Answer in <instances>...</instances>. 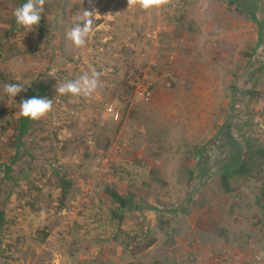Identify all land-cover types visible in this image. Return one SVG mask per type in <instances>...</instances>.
<instances>
[{
    "label": "rangeland",
    "instance_id": "obj_1",
    "mask_svg": "<svg viewBox=\"0 0 264 264\" xmlns=\"http://www.w3.org/2000/svg\"><path fill=\"white\" fill-rule=\"evenodd\" d=\"M22 3L0 0V264H216L223 251L226 264H264L261 182H222L246 139L264 147V38L255 51L239 2L45 0L29 33L13 15ZM85 10L97 23L77 48L66 31ZM93 69L91 96L57 94ZM39 76L53 80V110L20 137L22 92L4 86ZM106 187L159 211L118 225Z\"/></svg>",
    "mask_w": 264,
    "mask_h": 264
},
{
    "label": "trees",
    "instance_id": "obj_2",
    "mask_svg": "<svg viewBox=\"0 0 264 264\" xmlns=\"http://www.w3.org/2000/svg\"><path fill=\"white\" fill-rule=\"evenodd\" d=\"M23 3L26 0H22ZM235 2V0H230V3ZM239 6H241L246 12L247 16L250 17L253 22L258 27L259 40L256 46L253 48L255 51L263 43L264 38V0H237ZM263 13V18L261 19L259 13ZM28 87L26 92H22L21 101L32 96H43L52 99V85L53 80L46 76H39L35 78L31 83H25ZM20 101V102H21ZM35 129V120H31L20 115L18 120V135L23 137L25 135L31 134ZM234 146V145H233ZM245 151L236 155L233 159L229 160L228 166L224 169L222 173V182L226 191L232 190V185L230 177L234 174L240 176H252L257 181L261 182L260 195L257 198V202L262 204L264 202V147L261 145H256L253 140L246 139L245 141ZM206 147H204L205 151ZM202 167L203 164H202ZM11 166L7 165L6 173L10 171ZM65 185L66 183L63 182ZM106 193L111 197L113 201V207H111V214L115 220L122 224L131 210L137 209L144 211L150 209L152 211H159L157 205L148 204L145 199H140V201L134 205L133 197L134 194H121L114 188L106 187ZM3 214L0 213V232L2 230V219ZM126 264H136L134 261H130Z\"/></svg>",
    "mask_w": 264,
    "mask_h": 264
},
{
    "label": "clouds",
    "instance_id": "obj_3",
    "mask_svg": "<svg viewBox=\"0 0 264 264\" xmlns=\"http://www.w3.org/2000/svg\"><path fill=\"white\" fill-rule=\"evenodd\" d=\"M92 3V0H89ZM162 0H132V6L137 4L144 10L159 6ZM45 0H26L19 7L14 9L13 15L16 24L26 32H32L40 24L45 13ZM97 23L95 10H85L83 15L78 17L70 30L66 31V39L70 40L77 48L85 47L89 42L94 25ZM102 72L95 69L91 74L85 73L75 80L63 82L55 90L59 95H82L91 96L100 87V76ZM28 87L23 83H11L4 86V92L10 99H15L21 92H26ZM20 113L31 120H40L53 110V99L43 96H32L23 99L20 103Z\"/></svg>",
    "mask_w": 264,
    "mask_h": 264
},
{
    "label": "built area",
    "instance_id": "obj_4",
    "mask_svg": "<svg viewBox=\"0 0 264 264\" xmlns=\"http://www.w3.org/2000/svg\"><path fill=\"white\" fill-rule=\"evenodd\" d=\"M136 93L139 97L141 98H145L147 96H149L151 94V87L149 86H138ZM108 111L111 113V116L113 117V119L115 121L119 120L121 117V111L120 109L116 106V104L114 103H109L108 107H107ZM213 258L215 259V261L217 262L216 264H226V261L229 258V253L227 254L226 251H223L221 253H216L213 255ZM249 260V259H247Z\"/></svg>",
    "mask_w": 264,
    "mask_h": 264
},
{
    "label": "crops",
    "instance_id": "obj_5",
    "mask_svg": "<svg viewBox=\"0 0 264 264\" xmlns=\"http://www.w3.org/2000/svg\"><path fill=\"white\" fill-rule=\"evenodd\" d=\"M228 263H232V261H228ZM203 264H209V262L207 260H205V262Z\"/></svg>",
    "mask_w": 264,
    "mask_h": 264
}]
</instances>
